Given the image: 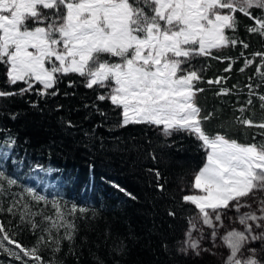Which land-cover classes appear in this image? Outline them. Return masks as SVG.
Here are the masks:
<instances>
[{"label":"trees","instance_id":"1","mask_svg":"<svg viewBox=\"0 0 264 264\" xmlns=\"http://www.w3.org/2000/svg\"><path fill=\"white\" fill-rule=\"evenodd\" d=\"M250 11L264 19V11ZM235 17L236 29L226 35L238 43L191 62L202 77L195 84L203 89L195 102L201 116L211 113L203 122L209 135L261 143L264 56L255 54L264 53V35L248 30L256 26L250 17L239 11ZM246 59L253 63L246 64ZM7 71L0 63V91L15 93L0 97V264H37L22 254L17 259L13 252L19 249L3 240L4 235L26 249L37 247L41 264H223L212 256L179 251L189 218L198 211L182 197L193 189L194 175L206 162L199 140L186 132L165 135L162 125H123L122 108L98 99L110 90L86 87L79 74H57L55 87L41 95L35 84L21 92L27 84H11ZM218 78L219 84L207 83ZM223 90L227 94H218ZM10 179L16 183L9 184ZM58 211L65 223L75 225L71 241L64 236L72 230L60 227L51 229L49 242L45 218L59 224ZM40 237L45 243H39ZM120 240L122 251L116 248Z\"/></svg>","mask_w":264,"mask_h":264},{"label":"snow or ice","instance_id":"2","mask_svg":"<svg viewBox=\"0 0 264 264\" xmlns=\"http://www.w3.org/2000/svg\"><path fill=\"white\" fill-rule=\"evenodd\" d=\"M253 8L264 11V0H0V63L8 66L11 84H27L21 92L39 83L40 94L46 95L58 82L57 74L76 73L86 78V87L110 90L107 97L100 95L98 99H109L112 105L122 108L123 125H162L165 135L186 132L194 136L206 151V163L195 173L192 183L200 194L182 197L198 211L189 218L179 251L185 255L189 251L196 256L202 252L215 255L202 244L210 239L215 247L219 237L229 250L224 264H264L257 248L249 247L261 241L264 250V199L256 211L243 212L236 218L243 230L232 228L219 233L224 227L221 210L229 209L233 201L236 203L232 207L238 213L241 208L251 209L252 205L241 202V198L252 194L255 199L257 192H264V142L242 144L220 133L206 132L203 122L210 119L211 113L201 116L195 102L197 92L203 91L195 84L202 77L191 63L197 56L210 55L213 49L238 43L226 35V30L236 29L237 11L254 20L256 26L250 27V32L264 35V19L253 17ZM239 43L248 47L243 41ZM105 55L118 61L110 62ZM245 62L253 63L247 59ZM225 71H230V66ZM220 82L221 78L207 81ZM14 94L0 91V97ZM218 94H227V90ZM239 122L253 125L250 119ZM258 127L264 128V123ZM8 183L16 181L10 179ZM159 188L163 191V185ZM31 194L34 199H44ZM57 217L59 224L51 217L45 218L50 222L49 242L53 239L51 229L60 227L72 230L64 236L71 241L74 223H65L62 212L58 211ZM197 224L211 229L208 236ZM193 232L198 235L193 236ZM3 240L19 249V253L13 252L17 259L22 254L41 264L37 247L26 249L7 235ZM39 243H45L44 237ZM116 248L124 249L122 240L116 242Z\"/></svg>","mask_w":264,"mask_h":264},{"label":"rangeland","instance_id":"3","mask_svg":"<svg viewBox=\"0 0 264 264\" xmlns=\"http://www.w3.org/2000/svg\"><path fill=\"white\" fill-rule=\"evenodd\" d=\"M224 48L213 49V50H211V52L220 51V50H222ZM34 84L38 85V86H40L42 88V85H40L39 83H34ZM191 194H200V193H199V190L193 188L187 193V195H191ZM261 199H264V192H257L255 199H253L252 194H250L248 197L241 198V202H247V203L252 205L251 209H249V208H241L240 212L238 213L232 207V205H234L236 203L235 201H233V202H231L229 209L221 210L222 213H223L222 220H223V223H224V227L223 228H219V233L222 235V234L225 233L226 230H230L232 228L243 230V226H241L237 222L236 218L243 212L256 211L258 209V204H259V201ZM257 214L260 215V213L258 211H257ZM217 223H219V222H217ZM197 227L198 228L199 227H203L204 228L205 236H208V234L211 232V229L207 228V226H203L201 224H197ZM256 231H260V230L256 229ZM197 235H198V232H193V236H197ZM261 243H262L261 241H254V242H252L249 245V247L257 248L258 256H260L262 259H264V250H262ZM215 244H216V246L213 247V242L210 239H205L203 241V244H202V246L204 248H208L209 247L210 249H212V251L214 253H216L215 255H211V254H209L207 252H202L200 256H196V255L192 254L191 251H189L188 255H193L194 257H200V258H203L204 256L208 255L209 257L212 256L214 259H216L219 262H222L224 264V261H225L226 257L229 254V250L225 246L222 245L221 241L219 240V237L215 241Z\"/></svg>","mask_w":264,"mask_h":264}]
</instances>
